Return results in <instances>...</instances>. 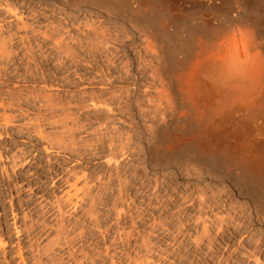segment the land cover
<instances>
[{
    "label": "rangeland",
    "instance_id": "rangeland-1",
    "mask_svg": "<svg viewBox=\"0 0 264 264\" xmlns=\"http://www.w3.org/2000/svg\"><path fill=\"white\" fill-rule=\"evenodd\" d=\"M240 27L264 58V0H0V264H264V176L172 149L145 53Z\"/></svg>",
    "mask_w": 264,
    "mask_h": 264
},
{
    "label": "bare ground",
    "instance_id": "bare-ground-1",
    "mask_svg": "<svg viewBox=\"0 0 264 264\" xmlns=\"http://www.w3.org/2000/svg\"><path fill=\"white\" fill-rule=\"evenodd\" d=\"M246 27H240V32L236 28L239 35L226 28L225 33V29L207 32L199 40L195 37L200 35L189 30L196 42L189 44L193 39L188 36V49L182 39L185 47L181 44V50L187 53H179L184 57L176 62L167 53L162 56L150 37L145 45V53L155 62L153 78L161 89L156 93L161 124L175 123L182 133L188 132L172 149L194 147L201 153L226 154L242 169L244 184L246 178L257 182L264 176V58L255 33ZM135 80L134 75L133 91Z\"/></svg>",
    "mask_w": 264,
    "mask_h": 264
}]
</instances>
